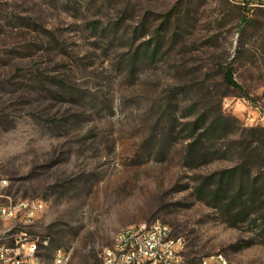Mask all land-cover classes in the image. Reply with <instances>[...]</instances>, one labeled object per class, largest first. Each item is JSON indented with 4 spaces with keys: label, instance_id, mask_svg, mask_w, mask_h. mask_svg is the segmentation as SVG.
Masks as SVG:
<instances>
[{
    "label": "rangeland",
    "instance_id": "1",
    "mask_svg": "<svg viewBox=\"0 0 264 264\" xmlns=\"http://www.w3.org/2000/svg\"><path fill=\"white\" fill-rule=\"evenodd\" d=\"M251 107L264 111V0H0V205L45 207L0 234L28 232L49 264H103L121 230L161 221L189 264H264ZM221 113L225 129L194 126ZM233 169L242 188L220 186Z\"/></svg>",
    "mask_w": 264,
    "mask_h": 264
},
{
    "label": "built area",
    "instance_id": "2",
    "mask_svg": "<svg viewBox=\"0 0 264 264\" xmlns=\"http://www.w3.org/2000/svg\"><path fill=\"white\" fill-rule=\"evenodd\" d=\"M225 106L230 102L225 99ZM246 125L264 127V111L251 107ZM45 207H37L35 200L20 199L7 202V215L4 220L18 223V217H26V224L32 225ZM2 237L12 238L11 250L0 251V264L25 263V253H33L37 258V238L26 231L5 232ZM185 240L175 235L173 228L161 221L133 225L121 230L113 244L103 253V264H189L184 257ZM66 254H59L54 264H65ZM200 264H217L216 257L202 258Z\"/></svg>",
    "mask_w": 264,
    "mask_h": 264
},
{
    "label": "trees",
    "instance_id": "3",
    "mask_svg": "<svg viewBox=\"0 0 264 264\" xmlns=\"http://www.w3.org/2000/svg\"><path fill=\"white\" fill-rule=\"evenodd\" d=\"M171 15H172V13H169V14H167L165 16L167 22L170 20ZM149 50H150L149 48H146L145 49V53H148ZM152 52L154 53L155 51L153 50ZM225 78H226L227 83L230 86L235 87V88H240V85L234 79V76H233V73H232L231 69H227L226 70ZM228 121H229V119H227L221 113L218 116H216L214 119H212L211 121H209V123H208V121H203V118L202 119H198L196 122H194V126L196 128H205V132L207 134V133H213V132H216L218 130L225 129V127L228 124ZM254 130H257V128L254 129ZM200 141H201V139H200ZM193 145L194 144H192L191 146H193ZM235 175H240V178H241L240 179L241 180L240 182L242 183L240 185V188H242L243 183H244V176H245V172H244L243 169H233V170L227 171L226 173H223L221 175H218V176H220V178H219L220 186L224 184L225 178H227V181H228L229 178H232ZM219 191H220V189H218V192Z\"/></svg>",
    "mask_w": 264,
    "mask_h": 264
},
{
    "label": "bare ground",
    "instance_id": "4",
    "mask_svg": "<svg viewBox=\"0 0 264 264\" xmlns=\"http://www.w3.org/2000/svg\"><path fill=\"white\" fill-rule=\"evenodd\" d=\"M35 204L37 207H43V203L41 201H35ZM7 215V203H3L0 205V217L3 218V216ZM19 218V217H18ZM21 223L26 224V217H21L20 219ZM168 225V224H166ZM181 239H183L181 237ZM12 247V238H6L0 236V251L3 250H11ZM38 247V252H37V258L34 257L33 253H25V263L28 264H49L44 257L40 253V249L37 243ZM59 254H61V251L58 252L57 256L55 257V260L53 261L56 262L59 260ZM216 257L217 264H224L226 262L224 256L222 254L214 255L212 257H206V258H213Z\"/></svg>",
    "mask_w": 264,
    "mask_h": 264
}]
</instances>
